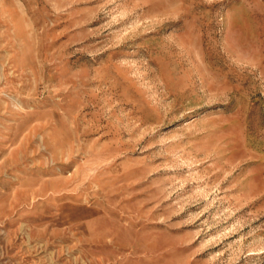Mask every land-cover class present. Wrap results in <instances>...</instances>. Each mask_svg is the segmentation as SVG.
<instances>
[{"label":"rangeland","instance_id":"1","mask_svg":"<svg viewBox=\"0 0 264 264\" xmlns=\"http://www.w3.org/2000/svg\"><path fill=\"white\" fill-rule=\"evenodd\" d=\"M0 264H264V0H0Z\"/></svg>","mask_w":264,"mask_h":264},{"label":"crops","instance_id":"2","mask_svg":"<svg viewBox=\"0 0 264 264\" xmlns=\"http://www.w3.org/2000/svg\"><path fill=\"white\" fill-rule=\"evenodd\" d=\"M74 209H75L74 211H75V213H76V211H77V210H76V209H77V206H75V208H74ZM79 210H80V211H82V212H85V214H87V212H88V213L92 212V210H91V209L84 208V207H82V208H81V207H79Z\"/></svg>","mask_w":264,"mask_h":264}]
</instances>
